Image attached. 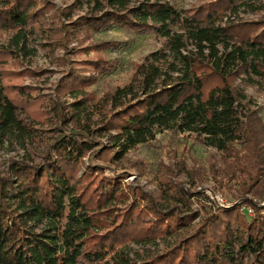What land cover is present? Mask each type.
<instances>
[{
	"label": "trees",
	"instance_id": "1",
	"mask_svg": "<svg viewBox=\"0 0 264 264\" xmlns=\"http://www.w3.org/2000/svg\"><path fill=\"white\" fill-rule=\"evenodd\" d=\"M263 2L206 0L178 7L170 0H107L72 23L91 31L113 26L153 31L165 38L111 94L114 112L99 131L110 136L115 158L146 142L155 127L194 132L204 144L232 156L230 170L221 176L228 183L239 181L237 203L210 209L200 202L194 209L193 196L201 200L204 191L172 186L155 196L85 164L91 142L64 136L41 162L13 160L0 172V264H264V124L234 82L243 75L249 84L264 87V18H232L243 4L259 9ZM44 3L3 0L0 28L15 31L18 39H26L27 30L37 33ZM12 50H1L0 64L17 53ZM115 68L106 59H89L70 67L67 84L80 86ZM2 71L5 129L29 117L26 106L35 100L24 86L7 82L12 70L4 65ZM82 90L72 93L81 96ZM73 105L82 114L88 104L84 99ZM61 109L58 115L65 119ZM172 234H180L177 244L141 263L127 253L130 243Z\"/></svg>",
	"mask_w": 264,
	"mask_h": 264
},
{
	"label": "rangeland",
	"instance_id": "2",
	"mask_svg": "<svg viewBox=\"0 0 264 264\" xmlns=\"http://www.w3.org/2000/svg\"><path fill=\"white\" fill-rule=\"evenodd\" d=\"M170 1L178 7H188L206 0ZM106 3L107 0H46L44 5L48 6L43 9L41 29L37 33L27 30V38L18 39L15 31L0 28V60L1 50L5 48L16 49L19 54L12 50L13 57H9L7 64H0V70L4 72V65L12 70L7 82L24 86L34 94L31 98L35 100L26 106L29 117L23 115V120L10 128L4 129L0 124V172H6L13 160L41 162L54 144L67 136L91 142L93 148L86 151L85 164L99 166L109 176H120L126 184L139 185L155 196L161 194V188L172 186L177 190L204 191L201 200L193 196L194 209L200 208V202L210 209L237 203L241 193L239 181L228 183L227 177L221 176L230 170L232 156L204 144L198 134L180 130L174 124L169 128L155 127L146 142L129 149L123 158H115L110 136L104 129L99 131L114 112L111 94L131 80L136 64L152 50L161 48L165 38L153 31H132L125 27L91 31L72 26L73 19L97 11ZM232 18H264V6L256 9L251 3L243 4ZM111 40L119 41L120 45L109 44ZM98 58L115 63L117 68L101 77L95 73V78L93 75L84 79L80 86L75 82L68 86L66 74L71 66ZM234 82L245 92L246 106L264 124V87L249 84L243 75ZM79 88L83 94L75 96L72 92ZM129 98L130 95L126 99ZM84 99L88 104L86 111L82 114L74 111L73 103ZM60 106L65 119L63 114L58 115ZM246 196L253 198L249 193ZM193 226L197 224L194 222ZM180 238V234H172L165 239L133 242L126 250L133 261L141 263L174 246Z\"/></svg>",
	"mask_w": 264,
	"mask_h": 264
}]
</instances>
